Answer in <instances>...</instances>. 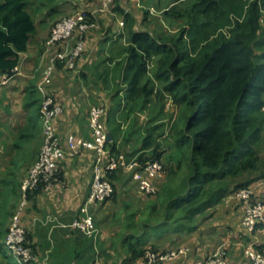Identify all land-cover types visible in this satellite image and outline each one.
I'll list each match as a JSON object with an SVG mask.
<instances>
[{"label": "trees", "instance_id": "1", "mask_svg": "<svg viewBox=\"0 0 264 264\" xmlns=\"http://www.w3.org/2000/svg\"><path fill=\"white\" fill-rule=\"evenodd\" d=\"M35 1L0 0V73L6 78L15 75L21 54L37 35L38 16L51 19L63 13L60 0H39L40 6L34 7ZM141 1L161 10L165 21L177 30L168 36L164 30L141 28L143 24L154 27L155 18L150 8L142 19L129 13L125 6L130 1H118L111 8L126 21L128 41L123 48L127 58L117 64L124 88L113 96L115 120L119 118L114 126V122L107 125L114 137L109 148L130 160L136 157L140 164L160 161L163 169L157 178H165L155 195L144 194L153 199L143 209L125 217L122 239L134 260L144 258L149 250L166 251L149 243L153 234L195 232L226 198L264 179V157L257 144L264 130V0ZM106 14L100 16V24ZM55 24L42 21L40 26L51 33ZM98 31L87 34L85 42ZM48 40L43 43V57ZM64 67L61 61L56 63V70ZM165 100L177 108L175 120L172 114H161ZM25 107L35 109L42 120L38 84L27 89ZM147 108L154 109L150 121L154 125L144 127L142 138L140 118ZM165 118L168 123L158 124ZM119 119L133 122L123 132ZM27 123L31 133L27 129L20 132L21 137L38 132L39 124L31 114ZM134 139L137 145L129 150ZM109 179L113 200L120 170L111 172ZM243 231L245 246L253 236L244 227ZM255 249L264 253V244ZM10 257L9 264H14Z\"/></svg>", "mask_w": 264, "mask_h": 264}, {"label": "crops", "instance_id": "2", "mask_svg": "<svg viewBox=\"0 0 264 264\" xmlns=\"http://www.w3.org/2000/svg\"><path fill=\"white\" fill-rule=\"evenodd\" d=\"M96 1L62 0L59 7L63 13L59 16L63 15L65 10L70 11L68 14L71 13L74 5L78 9L94 11L98 5ZM113 13L115 14L111 10L104 15L106 17L103 18L98 34L87 38L79 71L56 70L52 91L55 97L62 101L64 109L63 115L56 121V129L65 147L70 135L92 141L89 114L94 105L108 106L107 108L105 105L108 112L105 117L106 126H111L113 122L114 126L119 118L116 116L115 120L117 108L113 96L124 88L119 79L122 71L117 64L127 58L123 52L127 41L126 24L124 22V25H121L123 19L118 23L117 19L108 17ZM42 21L50 23L49 18L38 20V33L32 39L29 50L21 54L15 75L4 83L6 75L0 73V264H9V256L23 264L17 255H11L6 250L7 233L14 215L21 207L22 222L28 233L26 246L35 256L33 264H42L44 261L49 264H92L97 259L103 264H145L144 258L134 260L123 243L124 220L127 214L146 206L153 198L139 191L137 183L132 179V173L126 170H120L121 179L115 200L91 209L98 212L95 222L100 231L99 239L95 241L93 237L69 228L78 217L90 191L95 160L92 150L83 149L79 155L69 157L60 166L59 182L49 190L42 189L29 195L25 200L22 182L28 170L38 160L44 143L43 125L40 124L38 132L29 137L20 136V132L29 128L27 119L30 114L34 121L35 117H38L35 109L25 107V96L32 83L38 84L41 68L45 64L42 47L49 37L50 29L43 26L44 23L40 26ZM122 124L124 129L126 124ZM108 126L107 132L112 134ZM30 133L28 129V134ZM112 138L114 141L113 134ZM131 144L137 145L133 142ZM260 181L263 182L264 179ZM164 182L162 175L153 181L155 187H160ZM257 195L264 199V185L257 190ZM24 200L26 203L23 206ZM119 201L124 204L123 215L116 209ZM243 213L244 209L236 197L226 198L211 211L210 217L203 221L197 231L176 234L169 232L160 236L153 234L149 243L155 244L160 250L189 247L190 261L201 258L211 249L221 247L227 252L228 264H250L242 249V237L245 235L242 227ZM116 216V220H119L118 228L111 232L105 231L108 222L112 223L111 220ZM258 241L259 244H264V222L258 230ZM181 262L182 259H177L171 264Z\"/></svg>", "mask_w": 264, "mask_h": 264}, {"label": "built area", "instance_id": "3", "mask_svg": "<svg viewBox=\"0 0 264 264\" xmlns=\"http://www.w3.org/2000/svg\"><path fill=\"white\" fill-rule=\"evenodd\" d=\"M118 1L137 0H97L99 6L94 11L76 9L73 13L56 22L46 44V54H50L48 65L44 68L42 79L38 83V90L42 96V124L44 143L40 156L28 170L22 182L25 200L30 192L39 189L49 190L60 181V166L69 157L79 155L83 149L94 152L93 180L86 201L79 210V216L74 220L73 229L86 236L98 239L99 231L95 225L94 215L90 209L109 201L114 194L113 183L109 174L116 170H126L132 173V179L139 191L146 195H155L157 190L153 184L161 173L163 165L160 161H149L140 164L136 159H128L125 155L116 154L110 148L108 132L105 123L107 108L105 105L93 106L89 114V127L92 141L70 135L66 147L62 144L57 133L56 121L63 115V103L52 92L56 63L61 61L68 72L79 71V59L85 48V37L92 31L100 29V16L111 12L112 6ZM154 12L153 9H151ZM124 25V22H121ZM74 41V42H72ZM17 70V69H16ZM15 70V73H16ZM6 78L4 83L8 81ZM264 185V181L255 186L240 189L236 199L244 206L242 220L245 230L253 236V241L244 246V254L250 264H264V253L255 249L259 245L256 231L258 225L264 222V199L257 195V190ZM24 200L23 206L26 201ZM23 208L14 215L7 237V247L20 258L23 264H33L35 256L26 246L27 230L22 222ZM191 249L180 247L166 251H147L144 256L145 264H171L182 259L181 264H228L227 252L223 248H216L205 257L190 261ZM42 264H49L44 261ZM92 264H103L97 259Z\"/></svg>", "mask_w": 264, "mask_h": 264}, {"label": "rangeland", "instance_id": "4", "mask_svg": "<svg viewBox=\"0 0 264 264\" xmlns=\"http://www.w3.org/2000/svg\"><path fill=\"white\" fill-rule=\"evenodd\" d=\"M61 2H62V0H60ZM33 3V2H32ZM132 3H136V5H133ZM155 3V2H154ZM33 5V4H32ZM61 5V4H60ZM120 5H122V4H120ZM126 5V4H125ZM36 6H40V2H39V0H36L35 1V3H34V7H36ZM74 7V9L72 8L71 9V13H73L74 11H76V9H77V7L74 5L73 6ZM127 9V11L129 12V13H133V15H139V13H140V17H141V19H142V16L144 17V11L145 10H147L148 8H150V12H151V9H153L154 10V13H152L151 12V14H150V16L151 17H153V18H155V20H154V23H153V25H154V27H146L145 26V24H143V27H141V28H144V29H146V28H148L149 30H151V31H153V32H155L156 30L155 29H158L159 30V32H164V31H167V34H168V36H171V35H173V33H175L176 32V30H177V28H176V26H171L170 24H168L166 21H165V19H164V17H163V12H161V10H158V9H155V7L153 6V4H149V3H145V2H143V1H141V0H139L138 2H131L130 1V3L128 4V5H126L125 6ZM136 9H138V10H136ZM154 7V8H153ZM66 12L63 14V15H61V16H59V17H57V16H55V17H53V18H51L50 19V23L53 25L54 23H56V21L58 22L59 21V19H62L63 17H65V16H67V15H69V14H71V13H69L68 14V12H70V11H67V10H65ZM106 16H103L102 18H105ZM108 17H111V18H115V20L117 19L118 20V23L119 22H121V20L123 19V17L122 16H120V15H117L116 13L114 14H111V15H108ZM39 19H42V15H40V16H38V19H37V21L39 20ZM122 22H125V24H126V21L125 20H123ZM143 22V21H142ZM102 24V23H101ZM100 24V25H101ZM160 26H162V30H161V27ZM101 27V26H100ZM125 27V26H124ZM155 28V29H154ZM53 29V28H52ZM164 30V31H163ZM125 40L126 41H128V39H127V36L125 37ZM72 42H74V41H72ZM49 59H50V54H48L47 56H44L43 57V62L45 63L43 66H42V68H41V72H40V75H39V81H38V83H40V81H41V79H42V75H43V71H44V68L46 67V65H48V62H49ZM79 68H80V63H79ZM55 73H56V71H55ZM54 79H55V74H54V78H53V83H54ZM53 87V86H52ZM53 92V91H52ZM54 93V92H53ZM108 98H110V96H108ZM109 102V101H108ZM156 100L154 101V104L156 105ZM165 103H166V108L163 110V113L161 112V114H172L173 115V119L175 120V117L177 116V108L176 107H174L172 104H171V101L170 100H165ZM109 104V103H108ZM150 104V105H149ZM149 104L147 105V106H152L153 105V103L152 102H149ZM101 105H104V104H101ZM106 105V104H105ZM94 106H98V105H94ZM106 107L108 108V106L106 105ZM161 111V110H160ZM159 111V112H160ZM153 112H154V109H150V108H147L144 112H143V115H141V123L143 124V130H142V138H144L145 137V133H144V127L146 128V127H148V125L150 124V121H151V118H152V116L151 115H153ZM157 113V112H156ZM167 114V115H168ZM163 117H164V115H163ZM163 117H160V119H163ZM35 120H36V123H38V124H40V125H43L42 124V121L40 120V118H38V117H35ZM119 123H123L124 121H122L121 119H119V121H118ZM133 122V119L131 120V121H129V122H125V127H124V129L122 130L123 132H125L126 130H127V128H128V126H129V123H132ZM168 123V120H166V118H165V120L163 121H161V120H159V122H158V124H160V123ZM134 123H135V120H134ZM149 123V124H148ZM157 123V122H156ZM170 123V122H169ZM121 125H123V124H121ZM151 125H154V124H150V126ZM264 128V127H263ZM145 134V135H144ZM112 135V134H111ZM260 137H261V139H260V141H258V143L257 144H260L259 145V147H260V149H261V157H264V130H262V132L260 133ZM142 138H139V139H142ZM165 138H167L168 139V137H165ZM164 139V138H163ZM168 141L166 140L165 142H164V144H165V147H167V143ZM133 143H137V140L136 139H134L133 140ZM132 147H134L132 144H131V146H130V148L129 147H127L128 149H132ZM136 147V146H135ZM259 183H261V181L259 182ZM111 201H112V199H111ZM111 201H109V202H111ZM112 204V203H111ZM123 202L122 201H119L118 202V205H116V209L118 210V212H119V214H121V215H123V209H122V207H123ZM111 207V206H110ZM124 208V207H123ZM95 209V208H94ZM120 209H122V211L120 210ZM90 211H92L91 209H90ZM97 210H94V211H92V214L94 215V219H95V221H96V218H97V215H98V212H96ZM78 216H79V214H78ZM118 217H119V215H118ZM77 219V218H76ZM117 219V216L116 217H114V220H111L112 221V223H110V222H108V226H107V228H105V231H107V232H111V231H113L114 229H117L118 227V221L119 220H116ZM74 222V221H73ZM72 222V223H73ZM116 222V223H115ZM72 223L70 224V225H72ZM95 225H96V222H95ZM97 227V226H96ZM69 228H71L72 230H74V231H77V230H75V229H73L71 226H69ZM97 229H98V227H97ZM98 231H99V229H98ZM78 232V231H77ZM99 235H100V231H99ZM99 235H98V239H99ZM256 237L258 238V229H257V231H256ZM97 239V240H98ZM95 241H97L96 239H94ZM242 249H244V248H242ZM6 250L12 255V252L7 248V246H6ZM212 250V249H211ZM243 253H244V250H243ZM244 256H245V254H243ZM245 258H246V256H245ZM247 259V258H246ZM15 261H16V264H21V263H19V261L15 258Z\"/></svg>", "mask_w": 264, "mask_h": 264}, {"label": "water", "instance_id": "5", "mask_svg": "<svg viewBox=\"0 0 264 264\" xmlns=\"http://www.w3.org/2000/svg\"><path fill=\"white\" fill-rule=\"evenodd\" d=\"M112 140H113L112 135L110 133H108V141L111 143Z\"/></svg>", "mask_w": 264, "mask_h": 264}]
</instances>
